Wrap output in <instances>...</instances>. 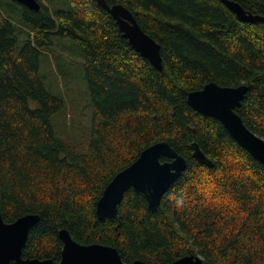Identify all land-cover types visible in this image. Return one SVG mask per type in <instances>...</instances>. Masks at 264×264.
Returning a JSON list of instances; mask_svg holds the SVG:
<instances>
[{
	"label": "trees",
	"instance_id": "1",
	"mask_svg": "<svg viewBox=\"0 0 264 264\" xmlns=\"http://www.w3.org/2000/svg\"><path fill=\"white\" fill-rule=\"evenodd\" d=\"M37 1L40 11L0 0V212L8 224L40 216L24 259L59 264L66 229L78 244L116 249L126 264L191 255L204 264H264V165L188 104L207 84L244 85L236 112L264 139V22H242L221 0H106L132 12L161 46L160 71L97 0ZM230 1L264 17V0ZM63 40L78 45L93 100L84 146L58 135L55 117L66 101L42 72L45 51ZM66 57L74 62L75 52ZM162 142L187 168L158 210L131 189L118 217L101 220L108 185ZM193 143L213 165L193 157Z\"/></svg>",
	"mask_w": 264,
	"mask_h": 264
},
{
	"label": "water",
	"instance_id": "2",
	"mask_svg": "<svg viewBox=\"0 0 264 264\" xmlns=\"http://www.w3.org/2000/svg\"><path fill=\"white\" fill-rule=\"evenodd\" d=\"M33 11H40L37 0H14ZM117 22L123 37L131 47L155 68L163 71L161 46L148 36L138 24L132 12L122 5L110 7L106 0H97ZM239 20L246 23L264 22V17L247 12L240 4L221 0ZM248 88L207 84L201 91L188 95V104L198 113L220 121L231 137L253 158L264 165V139L252 132L237 114L236 110L246 96ZM193 157L205 165L213 162L201 151L197 143L191 145ZM161 158L170 162L162 163ZM187 168V161L168 143H157L144 150L129 168L120 172L106 188L97 205V215L101 220L117 218L124 195L131 189L143 194L148 209L156 212L163 195L174 185ZM40 222L39 215H28L12 224L4 221L0 212V264H56L52 260L24 259L31 230ZM64 246L59 264H126L119 252L102 245H81L71 237L66 229L59 233ZM133 264H144L141 261ZM173 264H204L199 256H186Z\"/></svg>",
	"mask_w": 264,
	"mask_h": 264
},
{
	"label": "rangeland",
	"instance_id": "3",
	"mask_svg": "<svg viewBox=\"0 0 264 264\" xmlns=\"http://www.w3.org/2000/svg\"><path fill=\"white\" fill-rule=\"evenodd\" d=\"M70 49L75 52L74 62L66 57ZM79 53L77 44L63 40L54 49L45 51L42 72L48 82H58V93L66 101L64 111L55 117L58 135L68 141L78 140L84 146L91 141L94 107L83 72L85 60ZM62 66L66 75L64 77L60 74Z\"/></svg>",
	"mask_w": 264,
	"mask_h": 264
},
{
	"label": "bare ground",
	"instance_id": "4",
	"mask_svg": "<svg viewBox=\"0 0 264 264\" xmlns=\"http://www.w3.org/2000/svg\"><path fill=\"white\" fill-rule=\"evenodd\" d=\"M169 160V159H168Z\"/></svg>",
	"mask_w": 264,
	"mask_h": 264
}]
</instances>
